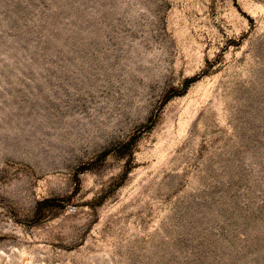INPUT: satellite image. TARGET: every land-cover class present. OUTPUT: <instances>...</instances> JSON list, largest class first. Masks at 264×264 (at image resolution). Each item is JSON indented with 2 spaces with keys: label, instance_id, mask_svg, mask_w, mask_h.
<instances>
[{
  "label": "rangeland",
  "instance_id": "1",
  "mask_svg": "<svg viewBox=\"0 0 264 264\" xmlns=\"http://www.w3.org/2000/svg\"><path fill=\"white\" fill-rule=\"evenodd\" d=\"M0 264H264V0H0Z\"/></svg>",
  "mask_w": 264,
  "mask_h": 264
}]
</instances>
